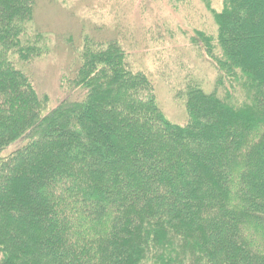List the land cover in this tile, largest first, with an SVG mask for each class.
<instances>
[{"label": "trees", "instance_id": "trees-1", "mask_svg": "<svg viewBox=\"0 0 264 264\" xmlns=\"http://www.w3.org/2000/svg\"><path fill=\"white\" fill-rule=\"evenodd\" d=\"M37 3L0 0V264H264V0L207 5L189 44L217 75L174 90L184 124L118 39L83 33L41 95Z\"/></svg>", "mask_w": 264, "mask_h": 264}, {"label": "rangeland", "instance_id": "rangeland-1", "mask_svg": "<svg viewBox=\"0 0 264 264\" xmlns=\"http://www.w3.org/2000/svg\"><path fill=\"white\" fill-rule=\"evenodd\" d=\"M37 1V25L50 34L52 45L54 42V51L32 64L41 95L59 94L61 71L75 56L83 33L95 41H121L126 62L133 69L151 71L159 104L173 123L184 124L187 117L173 96L178 86L193 79L212 89L217 70L190 47L189 36L211 28L207 5L218 11L223 0Z\"/></svg>", "mask_w": 264, "mask_h": 264}]
</instances>
